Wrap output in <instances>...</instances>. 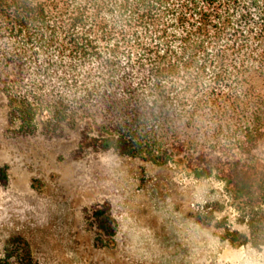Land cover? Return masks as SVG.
Segmentation results:
<instances>
[{
	"label": "trees",
	"instance_id": "trees-1",
	"mask_svg": "<svg viewBox=\"0 0 264 264\" xmlns=\"http://www.w3.org/2000/svg\"><path fill=\"white\" fill-rule=\"evenodd\" d=\"M0 93L16 135L218 180L224 238L264 248V0H0ZM0 264L37 262L15 237Z\"/></svg>",
	"mask_w": 264,
	"mask_h": 264
},
{
	"label": "rangeland",
	"instance_id": "rangeland-1",
	"mask_svg": "<svg viewBox=\"0 0 264 264\" xmlns=\"http://www.w3.org/2000/svg\"><path fill=\"white\" fill-rule=\"evenodd\" d=\"M5 102L0 93V256L21 237L37 264H264V248L224 238L244 227L218 180L109 152L77 156L67 127L16 135Z\"/></svg>",
	"mask_w": 264,
	"mask_h": 264
}]
</instances>
